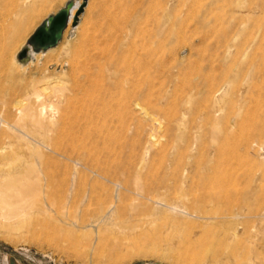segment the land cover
I'll list each match as a JSON object with an SVG mask.
<instances>
[{
	"label": "rangeland",
	"instance_id": "rangeland-1",
	"mask_svg": "<svg viewBox=\"0 0 264 264\" xmlns=\"http://www.w3.org/2000/svg\"><path fill=\"white\" fill-rule=\"evenodd\" d=\"M69 1L0 0V264H264V0H79L26 54Z\"/></svg>",
	"mask_w": 264,
	"mask_h": 264
},
{
	"label": "water",
	"instance_id": "water-1",
	"mask_svg": "<svg viewBox=\"0 0 264 264\" xmlns=\"http://www.w3.org/2000/svg\"><path fill=\"white\" fill-rule=\"evenodd\" d=\"M86 1L78 6V11L75 15L74 25H76L79 16L84 11ZM74 1L66 3L64 8L57 14H52L47 20L43 21L37 30L30 36L27 46L23 48L26 54H29V49L32 48L35 52L46 51L56 47L62 40L65 29L69 26V19L74 10Z\"/></svg>",
	"mask_w": 264,
	"mask_h": 264
},
{
	"label": "bare ground",
	"instance_id": "bare-ground-1",
	"mask_svg": "<svg viewBox=\"0 0 264 264\" xmlns=\"http://www.w3.org/2000/svg\"><path fill=\"white\" fill-rule=\"evenodd\" d=\"M81 4H82V3H81V1H79V0L74 2V8H75V9H74V10L72 11V13H71V17H70V19H69V22H70V23H75V22H74V20H75V15H76V13H77V11H78V6L81 5ZM107 7H108V6H107ZM120 7H121V6H120ZM109 8H110V7H109ZM110 9H111V8H110ZM121 9H122V8H121ZM113 10H114V9H113ZM125 10H126V9H124V11H125ZM127 11H128V10H127ZM104 12H106V11H104ZM110 12H111V11H110ZM110 12H109V13H110ZM116 12H117V11H116ZM119 12H120V11H119ZM121 12H122V11H121ZM121 12H120V14H121ZM125 12H126V11H125ZM129 13H130V12H129ZM17 14H18V13H13V12L10 13V14H8L7 18H5V19L3 20V22H2V27L6 29V28L8 27V25H11V26L13 25V26H14V24L16 23V20H17ZM111 14H116V15L118 16L119 13L117 14V13H115V12H114V13L112 12ZM111 14H110V16H111ZM120 14H119V15H120ZM126 14L128 15V12H127ZM116 15H115V16H114V15L111 16L112 19H113L112 21L115 22L114 25H116V26H118V27L121 28V25L119 24V22H118L117 19H116V18H117ZM127 15H126V17H127ZM122 16H123V15H122ZM129 16H130V15H129ZM18 17H19V16H18ZM119 17H121V15H120ZM107 18H109V17H107ZM127 18H128V17H127ZM119 19H120V18H119ZM129 19H131V17H130ZM24 20H25V19H24ZM46 20H47V19H46ZM107 20H108V19H107ZM120 20H121V19H120ZM123 20H124V18H123ZM44 21H45V20H44ZM129 21H130V20H129ZM129 21H128V19H127L126 22H124V23L122 22V23H123L124 25H126L125 23H127V22H129ZM114 22H113V23H114ZM17 23H18V22H17ZM70 23H69V24H70ZM109 23H110V22H109ZM120 23H121V22H120ZM122 23H121V24H122ZM129 23H130V22H129ZM123 24H122V25H123ZM127 24H128V23H127ZM23 25H24V24H23ZM112 25H113V24H112ZM127 26H128V25H127ZM16 27H17V26H16ZM19 27H20V28H19ZM114 27H115V26H114ZM118 27H116V29H117ZM123 27H124V26H123ZM123 27H122V29L124 30ZM18 28H19L18 31H20V30L22 29V25H21V26H18ZM18 28H17V29H18ZM120 28H119V29H120ZM111 29H112V28H111ZM113 29H114V28H113ZM116 29H115V30H116ZM15 30H16V28H15ZM123 30H122V32H123ZM125 30H126V29H125ZM101 31H102V30H101ZM108 31H111V30H108ZM120 31H121V30H119V32H120ZM126 31H127V30H126ZM111 32H112V31H111ZM117 32H118V31H117ZM117 32H116V33H117ZM124 32H125V31H124ZM93 34H94V33H93ZM99 34H100V33H99ZM123 34H124V33H122V36H121V37H123ZM15 35H16V34H15ZM87 35H88V34H87ZM91 35H92V34H91ZM104 35H105V34H104ZM104 35H103V36H104ZM114 35H115V34H114ZM120 35H121V34H120ZM95 37H99V36H95ZM106 37H107V36H106ZM111 37H112V36H111ZM90 38H91V36H90ZM100 38H101V37H100ZM118 38H119V37H118ZM113 39H114V38H113ZM113 39H112V40H113ZM88 40H89V39H88ZM95 40H96V39H95ZM116 40H117V39H116ZM110 42H111V41H110ZM113 42H114V41H113ZM116 42H117V41H116ZM120 42H121V41H120ZM97 43H98V42H97ZM105 43H106V42H105ZM27 44H28V43H27ZM27 44H26V46H27ZM106 44H107V43H106ZM116 45H117V44H116ZM86 46H87V45H86ZM91 46H92V45H91ZM98 46H99V45H98ZM104 46H106V45L104 44ZM117 46H118V45H117ZM126 46H127V45H126ZM99 47H100V46H99ZM119 47H120V46H119ZM106 48H107V47H106ZM108 48L110 49V47H108ZM108 48H107V49H108ZM117 48H118V47H117ZM92 49H93V48H92ZM94 49H95V48H94ZM94 49H93V50H94ZM99 49H100V48H99ZM104 49H105V48H104ZM109 49H108V50H105V53H106L107 51H109ZM102 50H103V49H102ZM117 50H118V49H117ZM103 51H104V50H103ZM115 51H116V50H115ZM37 52H38V51H37ZM37 52H35L32 48L29 49V53H30L32 56H33V55H36ZM40 52H42V51H40ZM110 52H111V50H110ZM110 52H108V53L110 54ZM114 53H116V52H114ZM117 54H118V53H117ZM112 55H114V54H112ZM149 56H150V55H149ZM113 57H114V56H113ZM145 57H148V56L145 55ZM127 63H128V62H127ZM145 66H146V65H145ZM148 66H149V65H148ZM146 67H147V66H146ZM146 67H145V70H146ZM145 70H144V71H145ZM144 91H146V90H144ZM0 115H1V114H0ZM1 120H2V119H1ZM6 124H7V123H6ZM45 135H46V134H45ZM39 136H40V135H39ZM45 139H46V138H45ZM45 139H44V140H45ZM50 140H51V138H50ZM50 140H49V141H50ZM45 141H46V140H45ZM210 163H211V162H210ZM221 164H222V163H221ZM215 168H216V167H215ZM229 168H230V167H229ZM227 169H228V168H227ZM214 170H215V169H214ZM215 171H216V170H215ZM215 171H214V172H215ZM208 172H209V171H208ZM212 172H213V171H212ZM232 172H233V171H232ZM202 175H203V174H202ZM213 175H214V174H213ZM233 175H235V174H233ZM233 175H232V176H233ZM211 177H213V176H211ZM233 177H234V176H233ZM220 179H221V178H220ZM211 181H212V180H211ZM220 181H221V180H220ZM217 182H218V181H217ZM221 183H222V182H221ZM4 188H6V187H4ZM12 190H14V189L12 188ZM220 197H221V196H220ZM223 198H224V197H223ZM2 200H3V199H2ZM4 201H5V200H4ZM17 203H18V202H17ZM17 203H16V204H17ZM19 203H20V201H19ZM0 204H1V203H0ZM28 204H29V203H28ZM24 205H25V204H24ZM27 206H28V205H27ZM28 208H29V207H28ZM169 208H170L171 210H173L174 212L180 214V215H188V216H190V217H195V216L198 217V215H195V214L189 213V212H188L187 210H185V209H181L179 205H169ZM29 209H30V208H29ZM24 210H25V208H24ZM251 212H252V211H251ZM253 212H254V211H253ZM256 212H257V211H256ZM258 212H259V211H258ZM249 213H250V212H249ZM249 213H248V214H249ZM250 214H251V213H250Z\"/></svg>",
	"mask_w": 264,
	"mask_h": 264
}]
</instances>
